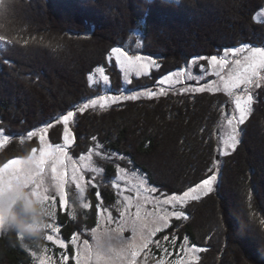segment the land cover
<instances>
[{"label": "trees", "instance_id": "obj_1", "mask_svg": "<svg viewBox=\"0 0 264 264\" xmlns=\"http://www.w3.org/2000/svg\"><path fill=\"white\" fill-rule=\"evenodd\" d=\"M263 6L264 0H0V35L10 41L0 43V127L10 136L0 150V166L37 145L35 139L21 144L20 135L95 93L88 75L108 66L110 49L122 46L131 32L141 35V53L159 56L161 67L131 84L143 86L192 57L240 44L264 45V22L255 19ZM108 68L118 86L116 69ZM167 95L85 111L71 124L73 153L96 141L127 156L159 190L181 192L198 183L213 169L214 132L227 96ZM256 96L235 150L221 157L215 192L188 202L187 221L174 220L155 236L168 249L175 250L173 237L175 245L187 237L205 249L193 264H264V88ZM47 138L61 143L62 124ZM106 166L110 176L113 167ZM95 191L88 189L91 209L76 208L75 221L58 212L64 239L74 232L89 237L85 231L97 216ZM100 193L103 205L111 207L112 196ZM15 209L22 210L20 202ZM42 241L8 228L0 233V264H37L31 251ZM147 251L157 258L160 249L151 244Z\"/></svg>", "mask_w": 264, "mask_h": 264}, {"label": "snow or ice", "instance_id": "obj_2", "mask_svg": "<svg viewBox=\"0 0 264 264\" xmlns=\"http://www.w3.org/2000/svg\"><path fill=\"white\" fill-rule=\"evenodd\" d=\"M0 43H10L5 37L0 35ZM28 43L27 40L24 41ZM114 58L115 64L123 71L126 82L131 83L129 77L134 74L139 78L151 74L152 69H159L161 65L152 56L141 54L130 55L123 47H113L107 56V60L111 62ZM197 60L207 61L208 68L214 69L212 73H208V68L200 65L203 74H210L218 77L217 80H211L206 83L196 85H188L180 88V91L193 93L220 92L223 91L230 98L233 105L231 114L225 115L230 131L227 138L221 139L220 149L221 155H227L228 150H235L239 143V128L249 118L253 104L257 100L256 89L264 88V46H251L249 44H241L232 48L222 50V55L201 56L192 58V63ZM95 73L99 74V80L94 81L93 75L89 74L87 79L89 86L94 83L105 86L110 92L111 82L106 69L103 66L95 68ZM189 73L186 76L184 70L174 71L159 77L155 81L154 88H144L125 94L120 91L117 94L97 95L89 98L79 106H73L66 113L54 117L51 122L45 123L43 126L27 132V138H39V149L32 148L31 153L25 158H11L0 166V231L9 227L5 224L6 208L15 206L22 198L21 189L26 191L30 197L36 198L43 205L46 216L55 217L54 211L56 207L57 197L59 198V207L61 211L68 210V196L66 186L73 184L78 192L79 207L85 210L91 209L89 202H84L86 188L95 189L96 176L86 179L85 171L90 173H100L101 169L96 167L93 162V151L89 149L88 154H81L78 159L69 154V147L73 145L75 133L71 124L77 113L83 114L86 110L105 109L112 104L121 101H135L141 97L148 99L159 98L168 94L176 85L184 83L185 79H191ZM203 79V76L201 77ZM62 124V143L52 144L47 138L50 129L55 125ZM10 140V136L0 130V148H3ZM96 140V137H92ZM20 143H24V137H20ZM100 148V145H96ZM96 156H101L99 151L95 152ZM104 158H110L108 154H104ZM123 159V157H120ZM218 163V161H217ZM70 169V172H69ZM117 176L123 179L122 174H126L125 168L120 165L116 166ZM206 178L188 187L179 193H161L157 187L150 185L146 177H142L136 191L139 198L141 193L145 202H151L159 212L148 213L155 219L147 221L141 216L140 203L135 205V213L131 212L132 205L128 203L133 197L125 195L123 197L125 203L124 210L120 211L119 218H114L110 211L102 207V203L96 204L97 226L90 230L92 243L88 239L80 243V232H74L70 238L71 245L74 249L69 248V241L61 238L60 226H54L52 223H45L43 229H50L53 234L46 236L47 241L53 242L61 250L60 264H137V257L149 248L150 244L155 243L157 248L161 247L159 240L153 237L170 225V219L177 220L187 219L188 213L182 210L189 201H196L201 195H208L213 191L217 174L212 169H208ZM113 187L120 190L121 185L118 181H113ZM128 189H125L127 191ZM98 201H102L101 193L95 191ZM149 198L150 201H149ZM51 203L49 204V202ZM181 210H177V208ZM170 209V210H169ZM107 213L106 215H104ZM73 221L76 220L74 213H69ZM100 217H103L105 226L101 227L99 223ZM116 224V228L107 227L110 224ZM264 223V221H261ZM130 229L131 237H125L124 232ZM22 235V234H21ZM173 237V241H175ZM164 241H168L169 237L164 236ZM184 244H188V238L184 237ZM163 251L167 255H171L167 248ZM205 251L196 244L188 247L181 246L180 252L183 253L185 259H177L175 264H188L187 257L191 254L193 260H198V253ZM35 257L36 253H32ZM52 260L50 256L39 257V264H49ZM160 264H164L163 261Z\"/></svg>", "mask_w": 264, "mask_h": 264}, {"label": "rangeland", "instance_id": "obj_3", "mask_svg": "<svg viewBox=\"0 0 264 264\" xmlns=\"http://www.w3.org/2000/svg\"><path fill=\"white\" fill-rule=\"evenodd\" d=\"M255 19L257 21L264 22V6L255 14ZM251 46L255 47V46H264V45H251ZM119 47H123L126 51L129 52L130 55L141 54V55L150 56V55H147V54H143L140 51L141 35H140V33L138 31L131 32L129 37L126 39L125 43L122 46H119ZM222 50H218V52H216V53H214L212 55H222ZM108 54H107V56H108ZM202 56H211V55H202ZM152 57H154L157 60V62L159 63V61H158V57L159 56L158 55H154ZM198 57H201V56H198ZM192 58H194V57H192ZM192 58L187 59L181 68H178V69L174 70V71L184 70L185 73H186V76H187V74L190 73L192 75V78L191 79H185L183 84L176 85V87L173 90L168 91V94H170V93H182L180 91L181 87L188 86V85H196L197 81H199V83H201V84L206 83V82L211 81V80H217V82H219L218 77H216L214 75H210V74H203L201 72L200 65H204L205 68H208L206 60L205 61L197 60L196 63L193 64L192 63ZM106 64L108 66L114 67L116 69V72L119 75V80H120L119 81V85L118 86L117 85H113V83H115V81L109 75L110 69L108 68V66L99 65V66L105 67L106 74L109 75V77H110V82H111L110 92L106 90L105 86H101L99 84L94 83L91 86V88L94 90L95 93H93L91 96H89L87 98L82 99L80 102L76 103L74 106H79L81 103L85 102L87 99L94 98L97 95L117 94L120 91H124L125 94H130L133 91H138V90H141V89H144V88H154L155 81L159 78V76H158V77H156V79L154 81H151L153 83L149 82L148 84H145L143 86H137V85L131 86V84H134V81L139 79L140 77L137 78L133 74V75H131L129 77L131 83H128L124 79L123 71L121 69H119V67L115 64L114 58H113V60L111 62H109L107 60ZM95 68H94L93 72H91L90 74L93 75L94 81H98L99 80V74L95 73ZM153 70H155V69H152L151 72ZM174 71H170L168 73H171V72H174ZM214 71H215L214 69L208 68V73H212ZM149 76L150 75L142 76L141 78L149 77ZM202 76H203V79L201 78ZM129 86H131V87H129ZM97 90H99V92H96ZM154 90H158V89L154 88ZM256 90H255V92H256ZM220 92L226 94L223 91H220ZM183 93H185V94L186 93H191V91L183 92ZM164 96H168V95H164ZM226 96H227V94H226ZM160 97H162V96H160ZM142 99L145 100V99H148V98L141 97L138 100H142ZM153 99H158V98H153ZM138 100H135V101H138ZM135 101H131V100H129V101H121V102L112 104L110 107L114 108V107H117L118 105H120V104H122L124 102H135ZM254 104H253V107H254ZM110 107H107V108H110ZM232 107H233V105L230 102V98L227 96V99H226V101H225V103H224V105L222 107L221 119H220V121L218 123V126L216 128V130L218 129V132H216V131H215L216 133L214 132V134H216L215 136H216V140H217V145H216L217 146L216 147V149H217V153L216 154L217 155H215V157H214V163H213L212 167H213V170L216 172V174H217V171H218V166L220 164L221 157L223 156V155L220 154V149L222 148V145L220 144V140L227 138V135H228V133L230 131L229 125L227 124V121H226V119L224 117L227 114H231ZM72 108H73V106L71 107V109ZM107 108H105V109H107ZM105 109H100L99 107H97L95 109H89V111L97 113V112L104 111ZM79 115H81V114L77 113L75 118L77 119L79 117ZM41 126H43V125H40V126L34 128V129L30 130V131H33V130L41 127ZM0 130H2L4 134H6V132L4 131V129L2 127H0ZM62 131H63V126H62ZM240 134H241V126L239 128L238 139L240 138ZM21 136L24 137V140H28V141H35L36 140L37 145L33 146L32 148L35 147V148L39 149L40 144H39V138L38 137H32L31 139H28L27 138V133H26V134L20 135L19 139H20ZM32 139H35V140H32ZM97 144L100 145V148L96 147ZM73 147H74V144L69 147V154L72 155L76 159H78L81 154L87 155L89 149H92L94 165L96 167L100 168L101 172L100 173H90V172L85 171V177H86V179H91L92 176H96V181H95L96 184H97V187L95 188L96 191H99V190L102 191L103 190V191L107 192L108 195L112 196L111 198H112L113 202H112L111 207H109V208L107 206H104L102 201H98L97 200V203L101 202L102 203V207L107 209L108 211H110L114 218H119L120 211L124 210V206H125L126 202L124 201L123 197L125 195H127V196L133 197L132 200L128 202V203H130L132 205V207L130 209L132 213H135V210H136L135 205L137 203H140L142 205V207H141V216L147 221H152V220L155 219L154 216H149L148 213L159 212V209L156 208L151 202H145L143 200V195H146V193H141L139 198H137V196H136L137 186H138L141 178L142 177H146V176H145V174L141 173L140 170H137V169L133 168V166L131 164V161L129 160V158L127 156H124L122 154L110 151V150L104 148L101 145V143H98L96 141H94L93 143H90L86 147V149L76 153V155L73 153ZM1 149L2 148H0V150ZM96 151L101 152L102 155L101 156H96L95 155ZM230 151H231V149L228 150V153ZM30 153H31V150H30ZM104 154H108L110 158H104ZM27 156H25V157H27ZM25 157H17V158H25ZM120 157H123V159H121ZM217 161H218V163H217ZM106 165H111L113 167V169H112L113 172L112 171H110L112 173L109 172L110 176H108V172H107L108 166H106ZM117 165H120L121 167L125 168V170H126V174H122L124 176V178L122 180L119 179V177L117 176V169H116ZM130 165H131V167H130ZM69 172H70V169H69ZM113 181H118L120 183V185H121V189L120 190H118L115 187H113ZM216 185H217V181L215 182V185H214V188H213L212 192H215V190L217 189ZM89 188L90 187L86 188L84 202H89V198H88V194H87V191H88ZM125 189H128V190L125 191ZM66 190L69 193V196H68L69 204H68V210H67L66 214H68L70 216L69 213H74L75 214L76 208L79 207V200L77 199L79 194L76 191L75 186L73 184H69L68 186H66ZM159 191L161 193H168V194L174 193L173 191H171V192H167V191H164V190H159ZM176 193H179V191L176 192ZM203 196H205V195H201V197H203ZM101 197H102V195H101ZM23 199H24V197H23V193H22V198L18 201V202H20L21 206H22ZM150 199L151 198H149V201H150ZM50 203H51V201L49 202V204ZM16 205H17V203H16ZM16 205L14 207L13 206H10V207L11 208H16ZM177 210H181V209H179V207H178ZM182 210L186 211L185 207ZM54 211L56 213L55 217L53 218V217L46 216L45 217V223H52L54 226H57V225L59 226V224H58V212L61 211V210H60V207H59V198L58 197H57L56 207H55ZM61 212H64V211H61ZM106 214L107 213H105L104 215H106ZM97 219L98 218L96 216V223L91 228H89V229H87L85 231L86 233L87 232L89 233V237L88 236L87 237H83L81 235V237H80L81 247H82V241L84 239H88L90 244L92 243L90 230L93 227L97 226ZM187 219H180L178 221L183 222L184 220L187 221ZM174 220H177V219L171 218L170 219V224H172L174 222ZM99 223H100L101 227L105 226V221H104L103 217H100ZM116 226L117 225L114 224V223L110 224V225H107V227H110V228H116ZM6 230L0 231V233L5 232ZM49 234H53L50 229H43L41 231L40 235H39V238H41L43 241L40 243V245L37 246V248L35 250L31 251V253H33V252L36 253L35 259H36V263L37 264H39V257H41V256H50V257H52V260L49 261V264H60V258H61L62 250L57 245H55L53 242L47 241L46 236L49 235ZM53 235H55V234H53ZM59 235H60L61 238H63L61 233H59ZM124 236L125 237H131L130 229H126L125 230ZM70 238L67 240V241H69V248L70 249H74L75 246L71 245ZM153 239L154 240H158V239H155V237H153ZM174 242L175 241H173V238H172V240H171L172 244L171 245L175 247V250L167 248L168 252L171 253V255H167L163 251V249L166 248V246H165V244H161V247L158 248V249H160L161 253L160 252L157 253V256H158L157 258H155L153 256H150L148 254L149 251H147V249H146L144 252H142L140 254V256L137 257V264H160L161 261H163L164 264H175V261L177 259H185L183 253L180 252L181 246L184 245L185 247H188L189 245H191L193 243L188 241V244L185 245L184 244V237H183V239H181V241L177 242L176 245H175ZM153 244H155V243H153ZM199 248H201V247H199ZM197 255L199 257L200 252ZM187 261H188V264H193V262H196L197 260H193L191 254H189L188 257H187Z\"/></svg>", "mask_w": 264, "mask_h": 264}, {"label": "clouds", "instance_id": "obj_4", "mask_svg": "<svg viewBox=\"0 0 264 264\" xmlns=\"http://www.w3.org/2000/svg\"><path fill=\"white\" fill-rule=\"evenodd\" d=\"M21 192L24 197L22 210L7 207L5 224L24 236L38 238L45 225V209L38 199L30 197L23 189Z\"/></svg>", "mask_w": 264, "mask_h": 264}, {"label": "bare ground", "instance_id": "obj_5", "mask_svg": "<svg viewBox=\"0 0 264 264\" xmlns=\"http://www.w3.org/2000/svg\"><path fill=\"white\" fill-rule=\"evenodd\" d=\"M62 78V77H61ZM35 88V87H34ZM48 112V111H47ZM227 165V164H226ZM237 182V181H236Z\"/></svg>", "mask_w": 264, "mask_h": 264}, {"label": "water", "instance_id": "obj_6", "mask_svg": "<svg viewBox=\"0 0 264 264\" xmlns=\"http://www.w3.org/2000/svg\"><path fill=\"white\" fill-rule=\"evenodd\" d=\"M216 132H218V129L216 130Z\"/></svg>", "mask_w": 264, "mask_h": 264}, {"label": "flooded vegetation", "instance_id": "obj_7", "mask_svg": "<svg viewBox=\"0 0 264 264\" xmlns=\"http://www.w3.org/2000/svg\"><path fill=\"white\" fill-rule=\"evenodd\" d=\"M212 79V78H211Z\"/></svg>", "mask_w": 264, "mask_h": 264}]
</instances>
